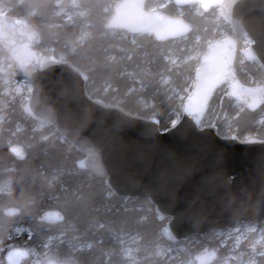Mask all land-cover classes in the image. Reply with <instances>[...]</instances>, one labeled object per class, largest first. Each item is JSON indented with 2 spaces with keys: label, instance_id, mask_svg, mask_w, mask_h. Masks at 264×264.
I'll use <instances>...</instances> for the list:
<instances>
[{
  "label": "water",
  "instance_id": "obj_1",
  "mask_svg": "<svg viewBox=\"0 0 264 264\" xmlns=\"http://www.w3.org/2000/svg\"><path fill=\"white\" fill-rule=\"evenodd\" d=\"M173 2L179 9L197 6L203 13L216 9L236 36L245 35L251 43L240 48L239 40L227 35L206 47L181 118L167 131L160 129L156 116L142 117L94 99L81 68L40 52V34L25 17L0 13V48L31 85L24 113L53 126L74 145L84 155L78 169L105 179L114 196L149 200L159 221L169 219L162 236L171 244L239 223H264V140L220 135L217 126L204 125L222 88H228L229 101L250 112L264 106V85L245 84L235 67L240 55L264 70V0ZM113 12L108 26L132 34L163 40L184 38L190 31L181 18L145 11L142 0H123ZM18 214L16 208L6 210L8 216ZM28 256L22 248L11 249L6 263L23 264ZM216 258L212 251L198 256L196 264H213Z\"/></svg>",
  "mask_w": 264,
  "mask_h": 264
},
{
  "label": "trees",
  "instance_id": "obj_2",
  "mask_svg": "<svg viewBox=\"0 0 264 264\" xmlns=\"http://www.w3.org/2000/svg\"><path fill=\"white\" fill-rule=\"evenodd\" d=\"M70 1L12 0L13 9L8 15L25 17L38 30L42 41L36 48L44 55L47 56V48H53L56 58L62 56L81 68L88 75L86 89L94 99L119 105L142 117L156 116L160 129L167 131L177 121L173 112L180 107L163 86V78L169 77L185 95L183 103L200 64V59L191 57L192 50L199 41L205 53L206 47L222 36L211 19L216 9L199 15L196 7H183V17H179L180 9L173 2L153 10L161 0H142L145 11L181 18L189 26L184 38L162 40L155 34H132L108 26L113 11L123 0H78L87 14L85 18L66 20L56 16V9ZM83 22L90 24L89 34L80 40ZM225 28L232 33L228 25ZM236 39L243 47L245 39L240 35ZM2 57L7 55L0 48ZM241 59L239 55L235 66L239 79L250 86L264 85V70L256 63L242 64ZM15 71L24 79L20 71ZM223 89L217 92L209 113L219 103ZM29 95L11 99L0 84V185L10 183L9 191L0 193V242L9 243L16 227L25 228L31 235L25 232L21 240L14 239L21 245L11 249L26 250L29 256L25 261L29 262L31 251L42 252L48 238L62 234L63 239L54 240L49 247L50 260L45 258L43 263L57 260L66 264H126L119 242L128 235L139 238V248L148 249L151 254L161 242L170 244L161 231L169 219L159 221L149 200L114 196L105 179L78 169L76 164L84 155L58 139L53 126L37 129V122L24 113ZM222 104L216 121H209V113L204 120L217 126L220 135L264 140V124L259 122L264 106L252 112L247 107L240 110L226 95ZM224 112L232 122L229 131L225 126L227 119H222ZM13 146L21 149L14 152ZM8 208L18 209L20 214L8 216ZM211 235L194 237L199 242L190 251L191 257L206 246L212 251L217 249L218 242H212ZM75 236L76 241L89 243L90 247L72 252L68 240ZM217 252L219 256L223 254V250ZM147 256L140 252L137 264H164L160 258ZM258 264H264V256Z\"/></svg>",
  "mask_w": 264,
  "mask_h": 264
},
{
  "label": "rangeland",
  "instance_id": "obj_3",
  "mask_svg": "<svg viewBox=\"0 0 264 264\" xmlns=\"http://www.w3.org/2000/svg\"><path fill=\"white\" fill-rule=\"evenodd\" d=\"M173 0H161L155 7H153V10H161V8L168 6L172 4ZM195 12L199 15L204 14L201 8L194 6ZM13 9L12 6V0H0V13L8 15L10 11ZM184 12L180 9L179 11V17H183ZM218 12H215L212 14L211 19L214 23H216V29L218 32L222 35L221 38L227 37V35H233L237 38L236 34L232 31L231 34L228 33V30L225 28V22L221 21L219 16L217 15ZM55 15L62 18V19H75V18H85L86 12L82 9L80 3L78 0H71L67 3V5H64V7H60L56 9ZM89 26L87 22H83L81 26V38L80 40H85L89 34ZM229 27V26H228ZM245 39L244 46H249L251 43V39L248 38L245 35H240ZM192 58L193 59H200L202 56V48L199 41L195 45L194 49L192 50ZM47 57L53 59V60H64L62 56L60 58H56L54 56V49L53 48H47ZM242 64L245 62V60L242 58ZM16 66L14 63H12L11 60L8 59V57H2L0 59V84L3 88V93H5L7 96H9L11 99H14L15 97H22L25 99V96H27L31 91V85L29 81H27L24 77V79H20L17 76V72L15 71ZM167 87V91L170 92L171 97H175L177 100V105L180 107V110H182V100L185 99V95L180 93L179 89L175 88L174 85H172L171 80L169 77L164 76L163 78V86ZM227 89L224 88L221 91V98L219 100V103L212 107V110L209 113V121L213 119V121H216L218 116H220V111L222 110L223 104H222V98L227 94ZM189 91V88L186 89L185 93ZM27 100V99H26ZM241 110L243 107H246L244 105H240L236 103ZM179 109L177 111H174V117L176 119L181 117V112ZM262 116L259 120L260 124H264V109L262 110ZM222 119L226 120L225 126L227 128V131L231 130L233 128L232 122L230 119H228V115L226 112L222 114ZM207 117V116H206ZM177 119V120H178ZM208 122H204L205 126H210ZM177 122V121H176ZM214 125V124H212ZM50 126L49 124H40L37 122V129L38 130H44L46 127ZM54 131L56 132L55 128L53 127ZM57 133V132H56ZM59 134V133H57ZM58 139L66 141V139L59 134ZM74 146V145H73ZM10 189V183H5L0 185V193H7ZM27 232L29 236L31 235L30 232H28L23 227H16L14 229V235L10 237L7 241L9 243H1L0 242V262L6 263L5 257L6 253L10 251L11 248H14L16 246L21 245L18 242H14L15 240H21L24 237V233ZM210 240L212 242L217 241L218 247L215 249L217 252L218 250H223V254L221 256L218 255L217 252V258L213 262V264H258L259 259L264 256V223L262 224H253L251 222L247 223H239L236 228H227L222 231H215L211 233ZM205 236V235H204ZM64 235H57L48 238L43 246V251L39 252L37 250L31 251L33 253V257L31 261L23 262V264H35L36 262H42L45 260H50L48 258V251L49 247L52 245L54 240L61 241L63 239ZM120 246H121V253L126 260V264H137L139 261V254L140 252H143L144 254H148L147 257H151L153 255L155 258H160L161 261H164V264H196L197 257L202 256L205 254H210V250L208 246L204 247L200 251L197 252V254L194 257L190 256V251L194 248V245L197 244L199 241L196 238L183 240V244L178 243H164L161 242L157 247L153 254L149 252L148 249H141L139 248V241L140 239L137 238L135 235H128L120 238ZM13 241V242H10ZM69 241L70 250L72 252H75L77 250H83L88 247H90L89 243L83 244L78 241H76V236L72 238ZM181 241V242H183ZM25 243V242H22ZM26 244V243H25ZM178 244V245H177ZM145 258V257H143ZM45 262V261H44Z\"/></svg>",
  "mask_w": 264,
  "mask_h": 264
},
{
  "label": "flooded vegetation",
  "instance_id": "obj_4",
  "mask_svg": "<svg viewBox=\"0 0 264 264\" xmlns=\"http://www.w3.org/2000/svg\"><path fill=\"white\" fill-rule=\"evenodd\" d=\"M122 30H124V29H122ZM125 31H127V30H125ZM129 32V31H128ZM212 251H210V253H211Z\"/></svg>",
  "mask_w": 264,
  "mask_h": 264
},
{
  "label": "bare ground",
  "instance_id": "obj_5",
  "mask_svg": "<svg viewBox=\"0 0 264 264\" xmlns=\"http://www.w3.org/2000/svg\"><path fill=\"white\" fill-rule=\"evenodd\" d=\"M220 39H221V38H220ZM211 43H212V42H211ZM241 57H242V56H241ZM13 147H15V146H13ZM13 147H12V148H13ZM161 231H162V230H161Z\"/></svg>",
  "mask_w": 264,
  "mask_h": 264
}]
</instances>
